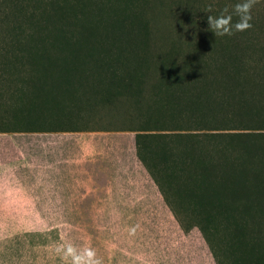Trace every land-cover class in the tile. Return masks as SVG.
<instances>
[{
    "label": "trees",
    "instance_id": "16d2710c",
    "mask_svg": "<svg viewBox=\"0 0 264 264\" xmlns=\"http://www.w3.org/2000/svg\"><path fill=\"white\" fill-rule=\"evenodd\" d=\"M201 1L0 0V132H84L100 109L215 264H264V63Z\"/></svg>",
    "mask_w": 264,
    "mask_h": 264
},
{
    "label": "rangeland",
    "instance_id": "374dc122",
    "mask_svg": "<svg viewBox=\"0 0 264 264\" xmlns=\"http://www.w3.org/2000/svg\"><path fill=\"white\" fill-rule=\"evenodd\" d=\"M238 2L202 0L201 8L219 15ZM251 15L252 27L232 36L260 57H246L252 67L264 63V0ZM88 123L123 126L100 109ZM95 129L0 132V264H71L56 251L67 244L93 248L102 264H215L198 229L183 230L163 202L137 159L135 133Z\"/></svg>",
    "mask_w": 264,
    "mask_h": 264
},
{
    "label": "clouds",
    "instance_id": "9594fccd",
    "mask_svg": "<svg viewBox=\"0 0 264 264\" xmlns=\"http://www.w3.org/2000/svg\"><path fill=\"white\" fill-rule=\"evenodd\" d=\"M259 0H239L231 10L228 6L221 10L219 15H207L205 31L211 32L215 37L232 36L237 32H244L252 27V9ZM212 6L209 5L206 13H211ZM233 16L238 19L233 23ZM135 232V229H132ZM64 259H69L71 264H102L97 258L96 251L91 247L77 249L72 244L61 245L56 248Z\"/></svg>",
    "mask_w": 264,
    "mask_h": 264
}]
</instances>
